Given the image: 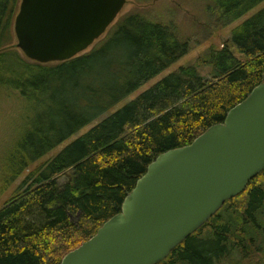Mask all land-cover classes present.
Here are the masks:
<instances>
[{
  "label": "trees",
  "instance_id": "16d2710c",
  "mask_svg": "<svg viewBox=\"0 0 264 264\" xmlns=\"http://www.w3.org/2000/svg\"><path fill=\"white\" fill-rule=\"evenodd\" d=\"M153 1L135 0L141 6ZM202 1L218 28L264 4ZM19 3L0 0V129L16 135L0 155V264H60L120 213L159 155L222 124L262 83L264 7L220 49L210 48L113 111L186 56L190 41L135 11L87 53L40 65L8 46ZM200 69L208 70L205 77ZM246 252L261 255L264 264V170L160 264H245Z\"/></svg>",
  "mask_w": 264,
  "mask_h": 264
},
{
  "label": "water",
  "instance_id": "95a60500",
  "mask_svg": "<svg viewBox=\"0 0 264 264\" xmlns=\"http://www.w3.org/2000/svg\"><path fill=\"white\" fill-rule=\"evenodd\" d=\"M125 4L20 0L12 47L40 65L70 61L106 34ZM263 170L264 80L222 124L159 155L125 197L120 213L60 264H160Z\"/></svg>",
  "mask_w": 264,
  "mask_h": 264
},
{
  "label": "rangeland",
  "instance_id": "374dc122",
  "mask_svg": "<svg viewBox=\"0 0 264 264\" xmlns=\"http://www.w3.org/2000/svg\"><path fill=\"white\" fill-rule=\"evenodd\" d=\"M263 7L264 4L250 11L244 17L230 24L229 26L225 28H218L216 26V22L212 21V19L209 17L207 6L203 3L202 0H154L153 2L145 4L144 6L137 4L135 0H126V4L117 20L135 11H143L145 12L147 18L151 19L152 21L161 23L162 25H168L171 28H174L177 32V35L181 39H188L190 41V51L186 56L179 59L171 67L162 71L152 80L141 86L135 93L121 102L113 111L120 109L125 104L133 101L135 98L148 91L155 84L172 74L174 71L182 67L194 65L197 59L200 58L203 54L207 53L210 48L220 49L223 41L226 38L230 37V33L235 28L239 27L242 23L251 18ZM17 12L18 8H16L11 20V40H9V47L16 45L13 23ZM19 54L22 55L20 52ZM200 72L202 76L205 77L208 73V70L200 69ZM108 115H110V113L102 116L98 120V123H100L102 119L108 117ZM96 125L97 124H92L84 130H81L78 134L73 136L64 144L51 151L43 159V161L54 158L67 145H69L80 136L84 135ZM15 137L16 135H14L13 133L4 132L0 129V155L8 146V144L15 139ZM24 175L20 177V180L24 178ZM254 255L255 254L253 252H246V254L244 255V263L250 264V261L253 257L252 261L259 264V259H261L262 256Z\"/></svg>",
  "mask_w": 264,
  "mask_h": 264
}]
</instances>
